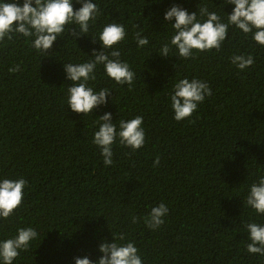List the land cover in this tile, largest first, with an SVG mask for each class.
<instances>
[{"label": "trees", "instance_id": "trees-1", "mask_svg": "<svg viewBox=\"0 0 264 264\" xmlns=\"http://www.w3.org/2000/svg\"><path fill=\"white\" fill-rule=\"evenodd\" d=\"M92 2L102 14L89 32L75 40L67 29L76 26L68 25L48 56L32 48L34 38L13 34L0 43V180L28 181L22 206L0 219V241L19 228L38 233L13 264H75L77 257L95 264L103 255L99 245L121 235L117 242H134L143 264H264V256L248 253L245 227L264 226V215L244 203L250 186L264 177V47L230 26L220 51L191 59L175 57V48L169 57L159 54L174 32L164 20L168 8L192 13L200 4L227 23L235 5L226 0ZM80 7L73 0L74 10ZM113 22L127 32L114 47L136 73L133 88L116 84L98 65L89 86L112 93L107 106L85 117L68 107L64 63L88 62L93 50H102L92 37ZM137 25L149 40L143 48L134 39ZM238 54L255 63L239 70L231 62ZM184 78L208 83L212 95L177 122L170 95ZM105 113L117 131L120 120L142 116L146 134L135 152L117 139L110 167L93 143ZM161 203L169 209L165 223L149 229L145 217Z\"/></svg>", "mask_w": 264, "mask_h": 264}, {"label": "clouds", "instance_id": "clouds-1", "mask_svg": "<svg viewBox=\"0 0 264 264\" xmlns=\"http://www.w3.org/2000/svg\"><path fill=\"white\" fill-rule=\"evenodd\" d=\"M81 4L78 10L73 8V0H20L14 2H0V43L5 39L11 41L13 34L34 38L32 48L38 54L48 56L54 43L66 31L68 25L76 27L68 28V33L75 40L89 32L91 24L101 15L100 9L92 0H76ZM235 5L233 12L227 14V23L221 21L216 12H210L208 8L198 5V11L189 13L179 5H172L165 11L164 20L174 30L169 42H165L159 51L162 57H169L175 48L178 58L191 59L194 53L210 52L213 49L220 51L222 44L227 39L230 26L241 30L244 34H252L253 40L264 47V0H226V5ZM203 19V22L198 19ZM175 23H172V21ZM140 29V25L136 26ZM127 35L123 24H106L99 33L97 40L102 45L101 51L93 50L88 62L73 64L64 63L66 78L71 82L68 92V107L74 113L83 114L85 117L93 114L100 106H107L111 91L102 88L98 92L89 86V81H95V70L98 65H103L108 78L120 86L127 85L128 90L133 88L136 73L131 70L128 63L123 62L121 51L114 46L125 40ZM134 39L139 48L149 44V40L140 29L135 33ZM66 47V45H65ZM63 50V49H62ZM86 54V53H85ZM87 55V54H86ZM231 62L241 71L251 67L255 61L251 55H234ZM19 66L10 69L18 72ZM212 95L208 83L187 78L181 79L173 85V93L170 95L171 108L174 111V119L177 122L190 119L197 111L198 105L204 102L206 97ZM98 130L94 133L93 143L99 148L106 167L113 165V144L119 140L121 146L130 148L133 152L141 149L145 144V131L142 127L143 117L136 116L130 120L119 121V131L113 122L112 114L105 113L97 118ZM160 163V157H156L154 167ZM28 181L24 178L17 180H0V219H9L22 206L24 189ZM245 205L251 207L259 215H264V177L258 183L250 186L248 195L244 199ZM169 209L161 203L151 208L145 223L149 229H159L164 223V217ZM138 217H133V223H137ZM251 241L247 244L250 254L264 256V226L257 223L245 225ZM38 233L32 227L19 228L13 238L0 241V262L13 264L20 253L30 249L31 242L36 239ZM114 243L104 242L99 245V252L103 255L95 264H143L139 255V249L134 242L124 244V236H114ZM75 264H94L88 258H75Z\"/></svg>", "mask_w": 264, "mask_h": 264}]
</instances>
